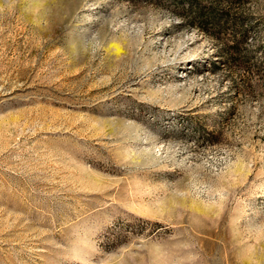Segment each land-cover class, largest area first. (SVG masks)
Returning a JSON list of instances; mask_svg holds the SVG:
<instances>
[{"label":"rangeland","instance_id":"rangeland-1","mask_svg":"<svg viewBox=\"0 0 264 264\" xmlns=\"http://www.w3.org/2000/svg\"><path fill=\"white\" fill-rule=\"evenodd\" d=\"M198 1L0 0V264H264V0Z\"/></svg>","mask_w":264,"mask_h":264},{"label":"trees","instance_id":"trees-1","mask_svg":"<svg viewBox=\"0 0 264 264\" xmlns=\"http://www.w3.org/2000/svg\"><path fill=\"white\" fill-rule=\"evenodd\" d=\"M157 2H160V0H155ZM171 4H173L175 8L176 15L183 16L186 15V18H188L189 23L191 25H203L202 21H208L211 26L214 25L216 18L214 16V13L211 11L210 7L204 8L206 6L201 5L198 0H169ZM239 1V0H235ZM185 2V5H182V3ZM179 10V11H178ZM183 13H180V12Z\"/></svg>","mask_w":264,"mask_h":264}]
</instances>
